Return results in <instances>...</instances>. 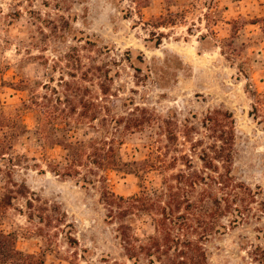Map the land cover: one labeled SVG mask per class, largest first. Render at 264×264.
<instances>
[{
    "label": "rangeland",
    "instance_id": "1",
    "mask_svg": "<svg viewBox=\"0 0 264 264\" xmlns=\"http://www.w3.org/2000/svg\"><path fill=\"white\" fill-rule=\"evenodd\" d=\"M257 19H264V0H0V108L30 131L13 141L11 153L22 159L13 176L36 199L28 208L19 197L4 219L18 248L44 253L45 264H132L118 223L107 220L100 177L129 198L144 189L152 195L164 177L187 170L183 161L161 168V152L168 162L186 154L202 170L192 141L209 143L204 119L221 110L235 120L234 180L263 191L243 223L223 220L226 233L206 245L209 264H264V22L249 24ZM60 97L61 107L97 118L84 120L80 135L114 138L123 162L136 164L81 168L89 185L53 175L47 165L62 163L65 152L39 146L33 103L51 107ZM164 120L177 137L172 144ZM154 163L159 167L150 168ZM125 224L139 237L154 233L148 216Z\"/></svg>",
    "mask_w": 264,
    "mask_h": 264
},
{
    "label": "trees",
    "instance_id": "2",
    "mask_svg": "<svg viewBox=\"0 0 264 264\" xmlns=\"http://www.w3.org/2000/svg\"><path fill=\"white\" fill-rule=\"evenodd\" d=\"M262 22L264 19H257L249 24L261 25ZM103 92H107L106 89ZM65 102L71 103L72 100L67 98ZM33 104L38 108L35 134L39 136V146L49 149L60 147L65 152L62 163L47 165L53 175L63 178L78 176L82 184L89 185L94 182L81 172V168L92 166L104 172L123 171L136 164L123 162L114 138L87 140L83 133L80 135L79 129L84 126V120H97L95 116L90 117L89 112L78 114L75 108L67 110L61 107L64 104L61 97L51 107L40 100ZM258 113V106H253L251 116L257 119ZM76 116L77 120L73 121ZM112 119L119 126L120 120ZM163 123L167 141L172 144L177 137L169 127L170 122L164 120ZM235 128L231 112L215 110L208 113L203 129L209 143L204 146L203 140L192 141L191 150L195 152L201 148L199 160L202 170H196L192 159L186 154L181 159L174 157L168 162L161 152L156 159L161 168L168 169L183 161L187 170L164 177L161 187L152 195L144 189L129 198L120 197L112 191L108 179L100 177L105 184L102 200L109 208L107 220L112 224L118 223L117 236L130 263L140 264L144 258L148 264H209L210 253L206 245L215 236L226 233L228 226L223 220L232 216L230 227H236L246 220L258 192L263 189L254 191L234 180ZM29 132L23 120L13 121L0 108V177L5 186L0 190V264H45L44 253L28 254L20 250L17 234L5 230L3 224L8 210L13 208L19 197L26 200L28 208H32V201L36 200L27 185L15 181L13 176L15 167L22 163L21 157L11 153L16 144L13 141H20ZM185 137L189 138V135ZM149 167L159 165L154 163ZM3 168L7 171H3ZM87 173L95 175L93 169ZM116 208L119 211H115ZM132 215L148 216L152 220L154 233L139 237L131 226L125 224V219Z\"/></svg>",
    "mask_w": 264,
    "mask_h": 264
}]
</instances>
